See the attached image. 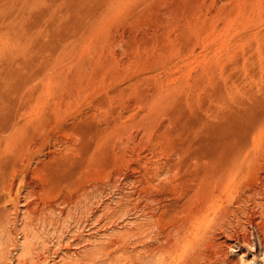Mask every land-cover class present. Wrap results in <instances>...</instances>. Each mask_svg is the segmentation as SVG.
<instances>
[{
    "label": "rangeland",
    "instance_id": "1",
    "mask_svg": "<svg viewBox=\"0 0 264 264\" xmlns=\"http://www.w3.org/2000/svg\"><path fill=\"white\" fill-rule=\"evenodd\" d=\"M1 212L57 264H264V0H0Z\"/></svg>",
    "mask_w": 264,
    "mask_h": 264
},
{
    "label": "bare ground",
    "instance_id": "2",
    "mask_svg": "<svg viewBox=\"0 0 264 264\" xmlns=\"http://www.w3.org/2000/svg\"><path fill=\"white\" fill-rule=\"evenodd\" d=\"M244 135L245 134L242 133L239 137L243 138ZM52 207L54 208V206ZM2 216L3 218L0 216L1 218L0 220V264H4L6 255H8L9 253V248H12L13 251L15 252L20 251L17 259H15L14 257V261L12 264H57L55 260L51 261V258L49 257L50 255L49 256L47 255V253H50L51 249L48 248L46 249V251L45 249H43L44 252H41L39 250V244L36 242L37 234L32 233V230H33L32 226H33L34 219L31 222L29 221L28 224L25 225V232H24V235L22 236V240H18L11 236L10 216L4 212L2 213ZM38 220H41L44 223H46L47 220H50V219L46 213L44 214L40 213ZM157 235H158L157 233L154 234V233H149V232L145 234L140 233V235L137 233V235L135 234V236L133 235L134 238L132 242L133 246H132V251H131V258H133L134 262H137V263L139 262L138 264H148L151 261L155 260V258H158L156 257L157 254L160 253L158 252V250H162L164 247L159 249V247L161 246L158 247V245H156L157 239L160 238ZM166 238H168L169 240V237H166ZM7 242H10V245L9 243L7 244ZM105 247L107 248L105 249L101 245H99V247H97L95 250H92L90 253H87L82 258H80L79 256H74L76 257L75 264H83V263L84 264H113L112 260L114 259H112V253L115 251V248L113 249L114 251L111 252V250L108 249V246H106V244H105ZM105 259H106V263L103 261Z\"/></svg>",
    "mask_w": 264,
    "mask_h": 264
}]
</instances>
